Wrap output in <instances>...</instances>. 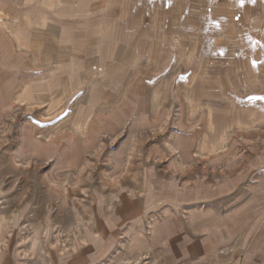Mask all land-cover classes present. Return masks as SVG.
I'll return each instance as SVG.
<instances>
[{"label":"rangeland","instance_id":"rangeland-1","mask_svg":"<svg viewBox=\"0 0 264 264\" xmlns=\"http://www.w3.org/2000/svg\"><path fill=\"white\" fill-rule=\"evenodd\" d=\"M0 6L17 263L264 264V0Z\"/></svg>","mask_w":264,"mask_h":264},{"label":"crops","instance_id":"crops-1","mask_svg":"<svg viewBox=\"0 0 264 264\" xmlns=\"http://www.w3.org/2000/svg\"><path fill=\"white\" fill-rule=\"evenodd\" d=\"M125 232L128 233V230L125 229ZM130 234L132 236V237H130V243H131L130 246L141 245L140 241H141V239L143 237L142 234L137 232V231L135 232V230L132 231ZM0 245H1L0 246V264H19V263L16 262L13 248L10 249V241H8V243L4 242L3 244H0ZM66 259H67L66 262L64 261L65 263H63V264H76V261H77L76 259H73L72 261L68 260L69 257L66 258ZM55 264H62V260L59 263H55Z\"/></svg>","mask_w":264,"mask_h":264},{"label":"bare ground","instance_id":"bare-ground-1","mask_svg":"<svg viewBox=\"0 0 264 264\" xmlns=\"http://www.w3.org/2000/svg\"><path fill=\"white\" fill-rule=\"evenodd\" d=\"M8 18L3 8L0 6V26L3 25V21ZM3 231V227L0 224V233Z\"/></svg>","mask_w":264,"mask_h":264},{"label":"snow or ice","instance_id":"snow-or-ice-1","mask_svg":"<svg viewBox=\"0 0 264 264\" xmlns=\"http://www.w3.org/2000/svg\"><path fill=\"white\" fill-rule=\"evenodd\" d=\"M243 2V0H241V3Z\"/></svg>","mask_w":264,"mask_h":264}]
</instances>
